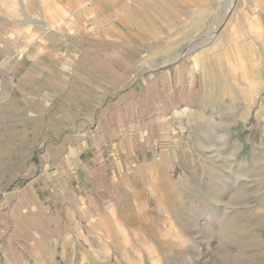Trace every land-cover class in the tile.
<instances>
[{"label": "crops", "instance_id": "1", "mask_svg": "<svg viewBox=\"0 0 264 264\" xmlns=\"http://www.w3.org/2000/svg\"><path fill=\"white\" fill-rule=\"evenodd\" d=\"M163 1L171 21L206 5ZM0 3V264H43L121 206L175 113L204 107L207 76L200 56L162 39L173 28L106 12L52 25L27 0ZM232 5L220 49L243 71L264 150V0Z\"/></svg>", "mask_w": 264, "mask_h": 264}, {"label": "rangeland", "instance_id": "2", "mask_svg": "<svg viewBox=\"0 0 264 264\" xmlns=\"http://www.w3.org/2000/svg\"><path fill=\"white\" fill-rule=\"evenodd\" d=\"M2 1L16 7L17 0ZM134 1L27 0L41 19L55 17L52 25L63 14L64 23L106 12L129 26L149 24L153 33L173 28L162 39L200 56L207 76L204 107L175 113L121 206L43 264H264V150L251 136L254 105L243 71H231L228 49H220L221 35L234 29L227 16L232 3L240 8L243 0H205L184 21H171L163 0Z\"/></svg>", "mask_w": 264, "mask_h": 264}]
</instances>
